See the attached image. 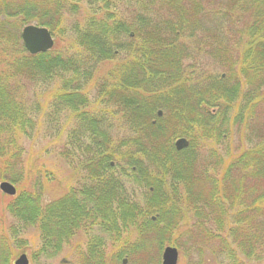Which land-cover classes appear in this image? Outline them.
I'll use <instances>...</instances> for the list:
<instances>
[{
  "label": "trees",
  "instance_id": "obj_1",
  "mask_svg": "<svg viewBox=\"0 0 264 264\" xmlns=\"http://www.w3.org/2000/svg\"><path fill=\"white\" fill-rule=\"evenodd\" d=\"M32 23L50 31V50H25L21 28ZM44 83L73 112L68 135L95 185L44 206L37 182L11 197L7 212L38 227L41 253L86 225L93 235L66 264H161L192 220L216 264L264 254V0H0V181L22 180L21 138L40 112L30 90ZM2 235L0 264H12Z\"/></svg>",
  "mask_w": 264,
  "mask_h": 264
},
{
  "label": "rangeland",
  "instance_id": "obj_2",
  "mask_svg": "<svg viewBox=\"0 0 264 264\" xmlns=\"http://www.w3.org/2000/svg\"><path fill=\"white\" fill-rule=\"evenodd\" d=\"M65 19L67 22H70L69 25L73 23V19L69 16ZM28 25L43 27L34 23ZM66 32H72V30ZM233 52L236 53L237 50L235 49ZM197 59L207 62V64L213 66V69L219 73L224 68L223 66L222 68L217 67L211 61L208 63L207 58L202 55L197 56ZM108 67V64L100 65L99 71H104ZM94 82L97 81L91 79L84 86V94L89 100L87 105L88 110L93 108V105L97 106L94 100ZM55 87H57L56 84L44 83V85L30 90V96H32L34 91L37 94L35 100L39 102L40 112L37 113L38 121L34 124L32 135L21 138L23 148L22 180L19 184L12 183L18 192L22 188L32 190L35 186L34 183L37 182L39 188L37 191H40L38 193L39 202L42 206L66 195L70 189H76L78 187L76 183L77 178H79L81 173L85 175L83 171L79 170V166L81 162H85L86 160L83 157L76 156V147L74 146L75 138L68 135V133L70 134V130H73L76 125L75 120L72 118L73 112L68 106L56 105V100H53ZM55 107H58V109L53 111ZM261 110L264 113V107ZM229 138L232 143L229 145L230 148L227 149L236 152L237 149L234 150L235 143H237L236 135H231ZM84 140L82 139V141ZM226 147H228L227 140L219 145L218 152L220 154H226ZM110 167H113L112 162L110 163ZM124 180L126 178L122 176L121 183ZM122 185L124 187L126 186L123 183ZM126 189L130 190L128 188ZM135 190L131 188V191H134L133 195H142L143 191L141 189L136 187ZM10 199L11 196L0 191V235L3 234L2 236L6 240L8 239L7 244L11 251L10 258L12 264L22 253L26 255L28 264H66L80 259V255H82L81 250L84 249L88 238H91V235H93V232L86 230V225H84L85 228L76 231L68 242L62 243L56 254L47 256L39 251L41 237L38 227L36 225L23 224L7 212L6 205ZM188 221L187 224H182L177 228L175 245H166L173 246L177 249V264H216L219 260L212 258L205 240L203 241L201 237H196L195 235L191 236L189 227L193 221ZM103 236L101 239L108 242L107 235ZM162 251L163 249L160 251V263ZM121 261L122 264H133L126 257H122ZM250 264H264V254L261 255L258 261H253Z\"/></svg>",
  "mask_w": 264,
  "mask_h": 264
},
{
  "label": "water",
  "instance_id": "obj_3",
  "mask_svg": "<svg viewBox=\"0 0 264 264\" xmlns=\"http://www.w3.org/2000/svg\"><path fill=\"white\" fill-rule=\"evenodd\" d=\"M20 38L25 50L30 54L46 52L53 46V38L50 32L44 27L26 25L22 28ZM177 150L187 146L185 138H178L174 142ZM0 191L6 195L13 196L16 193L15 187L8 181L0 182ZM178 251L173 246H165L161 254V264H177ZM14 264H28V259L24 253L20 254Z\"/></svg>",
  "mask_w": 264,
  "mask_h": 264
},
{
  "label": "flooded vegetation",
  "instance_id": "obj_4",
  "mask_svg": "<svg viewBox=\"0 0 264 264\" xmlns=\"http://www.w3.org/2000/svg\"><path fill=\"white\" fill-rule=\"evenodd\" d=\"M79 170L84 172V166L80 165L79 166ZM78 187L76 189H74L75 193H77V191H79V197L80 198H84L83 195H93L92 191L95 183L90 179V177L86 178V174H82L79 176V178H77V182ZM83 200V199H82ZM82 200H80L79 202H81Z\"/></svg>",
  "mask_w": 264,
  "mask_h": 264
},
{
  "label": "bare ground",
  "instance_id": "obj_5",
  "mask_svg": "<svg viewBox=\"0 0 264 264\" xmlns=\"http://www.w3.org/2000/svg\"><path fill=\"white\" fill-rule=\"evenodd\" d=\"M160 112V111H159ZM180 138H183V137H180ZM187 141V140H186ZM187 145H188V141H187ZM6 181V180H5ZM8 181V180H7ZM10 182V181H8ZM12 184V182H10ZM14 186V184H12ZM15 187V186H14ZM16 189V188H15ZM17 191V190H16Z\"/></svg>",
  "mask_w": 264,
  "mask_h": 264
}]
</instances>
